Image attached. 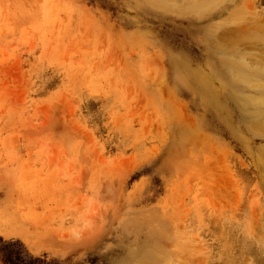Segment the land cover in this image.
Listing matches in <instances>:
<instances>
[{
  "label": "rangeland",
  "instance_id": "374dc122",
  "mask_svg": "<svg viewBox=\"0 0 264 264\" xmlns=\"http://www.w3.org/2000/svg\"><path fill=\"white\" fill-rule=\"evenodd\" d=\"M197 6L0 0V248L18 264H264V66L246 60L240 90L246 49L214 39L264 0Z\"/></svg>",
  "mask_w": 264,
  "mask_h": 264
},
{
  "label": "bare ground",
  "instance_id": "6f19581e",
  "mask_svg": "<svg viewBox=\"0 0 264 264\" xmlns=\"http://www.w3.org/2000/svg\"><path fill=\"white\" fill-rule=\"evenodd\" d=\"M207 1L208 0H197L198 6L196 9H204L205 7L210 8L213 5L219 4L222 0H210L211 2L209 3H207ZM238 14V10H234L230 19L228 18L229 20L223 21L221 24H215V29H218L219 31L214 39L219 50H225L227 51L226 53L234 54L238 50H243V48L246 49L245 53H241L235 56L233 61L231 60L232 70L230 71L231 78L229 79L230 83L235 84L243 91L246 82L245 76L247 65L245 64V61L248 60L249 64L253 67L264 66V21H256L254 19L249 20L246 18L244 19V21L247 22V26L245 25V27L242 25L244 21L237 18ZM260 15L264 16V12ZM251 20L254 23L250 24L249 22ZM220 27L222 28L220 29ZM254 69L258 70V67L253 68V70ZM255 70L254 72H256ZM257 72L256 73L261 76L262 73H259L261 71ZM258 80L260 79L258 78ZM202 84H205V79H203ZM246 91L249 92V90ZM235 99L238 98L235 97Z\"/></svg>",
  "mask_w": 264,
  "mask_h": 264
},
{
  "label": "trees",
  "instance_id": "16d2710c",
  "mask_svg": "<svg viewBox=\"0 0 264 264\" xmlns=\"http://www.w3.org/2000/svg\"><path fill=\"white\" fill-rule=\"evenodd\" d=\"M0 243H2L1 239ZM20 254V251H12L8 246H4L2 249L0 248V260L3 264H18L17 262L21 260L19 257Z\"/></svg>",
  "mask_w": 264,
  "mask_h": 264
}]
</instances>
